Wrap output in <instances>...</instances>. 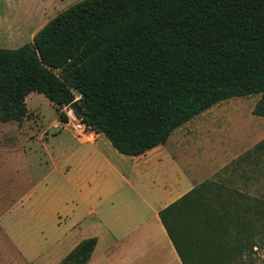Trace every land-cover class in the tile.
<instances>
[{"label":"trees","instance_id":"16d2710c","mask_svg":"<svg viewBox=\"0 0 264 264\" xmlns=\"http://www.w3.org/2000/svg\"><path fill=\"white\" fill-rule=\"evenodd\" d=\"M32 93L44 95L63 124V109L79 95L84 116L76 119L129 157L166 145L232 98L261 95L253 114L264 117V0H83L31 43L0 48V122L22 124ZM254 151L263 153L264 141ZM232 184L219 175L160 212L185 264L194 234L218 264H247L256 254L264 201ZM96 244L82 242L62 264H86Z\"/></svg>","mask_w":264,"mask_h":264},{"label":"rangeland","instance_id":"374dc122","mask_svg":"<svg viewBox=\"0 0 264 264\" xmlns=\"http://www.w3.org/2000/svg\"><path fill=\"white\" fill-rule=\"evenodd\" d=\"M81 1L0 0V48L30 43V25L34 30ZM260 99L257 94L220 102L174 131L135 168V157L120 154L105 137L95 145L79 143L74 112L63 109L69 118L63 124L52 103L32 93L22 124L0 122V264H62L69 217L101 207L95 193L132 189L130 184L164 191L170 199L223 175L244 197L264 201V152L254 151L264 141V117L253 114ZM91 234L81 230L77 243ZM198 237H190L189 264H218L204 256ZM255 251L247 264H264V238Z\"/></svg>","mask_w":264,"mask_h":264},{"label":"crops","instance_id":"0c3cea01","mask_svg":"<svg viewBox=\"0 0 264 264\" xmlns=\"http://www.w3.org/2000/svg\"><path fill=\"white\" fill-rule=\"evenodd\" d=\"M46 24L34 30V25H30L25 37H29L32 42L35 34ZM93 132V136L90 135L87 140H76L81 144L95 145L100 138L105 137ZM159 150L157 147L133 158L135 168L140 167L143 158H150ZM153 183L156 181L153 180ZM129 186L132 189L95 193L93 198L98 200L101 207H92L69 217L70 228L64 239L66 246L69 244L66 256L82 242L96 239V247L86 264H185L160 220V212L190 192L194 186L170 199V194L164 191L137 190L132 184ZM81 230L92 234L77 243L79 240L76 238Z\"/></svg>","mask_w":264,"mask_h":264},{"label":"built area","instance_id":"2783aa9c","mask_svg":"<svg viewBox=\"0 0 264 264\" xmlns=\"http://www.w3.org/2000/svg\"><path fill=\"white\" fill-rule=\"evenodd\" d=\"M73 130L74 135L78 140H87L89 136H93V130L88 127L86 124L81 122L80 120H77L74 116V123H73Z\"/></svg>","mask_w":264,"mask_h":264},{"label":"water","instance_id":"95a60500","mask_svg":"<svg viewBox=\"0 0 264 264\" xmlns=\"http://www.w3.org/2000/svg\"><path fill=\"white\" fill-rule=\"evenodd\" d=\"M69 108L74 112L76 113L78 116L82 117L84 116V112H83V109L79 103L78 100H76L74 103H72Z\"/></svg>","mask_w":264,"mask_h":264}]
</instances>
